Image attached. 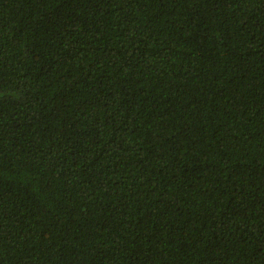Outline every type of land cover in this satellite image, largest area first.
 <instances>
[{
  "label": "trees",
  "instance_id": "trees-1",
  "mask_svg": "<svg viewBox=\"0 0 264 264\" xmlns=\"http://www.w3.org/2000/svg\"><path fill=\"white\" fill-rule=\"evenodd\" d=\"M0 264H264V0H0Z\"/></svg>",
  "mask_w": 264,
  "mask_h": 264
}]
</instances>
